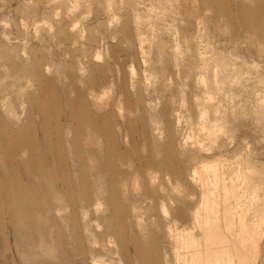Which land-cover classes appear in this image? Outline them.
Listing matches in <instances>:
<instances>
[{
	"label": "rangeland",
	"instance_id": "1",
	"mask_svg": "<svg viewBox=\"0 0 264 264\" xmlns=\"http://www.w3.org/2000/svg\"><path fill=\"white\" fill-rule=\"evenodd\" d=\"M0 127V264H264V0H0Z\"/></svg>",
	"mask_w": 264,
	"mask_h": 264
},
{
	"label": "bare ground",
	"instance_id": "2",
	"mask_svg": "<svg viewBox=\"0 0 264 264\" xmlns=\"http://www.w3.org/2000/svg\"><path fill=\"white\" fill-rule=\"evenodd\" d=\"M0 131L2 132V134H0V150L6 149L8 142H10L9 140L12 139L16 140L18 143L16 150L18 149L19 151L15 154H27L30 158L34 156V134L26 136V134H20L12 129H6L5 127H0ZM27 160L28 159H26V161ZM32 170L33 172L30 173L28 177L41 180L43 177L45 178L46 175L51 174L54 167L50 165L45 166L44 163L37 162L33 165ZM48 184L50 183L48 182ZM51 185L49 189H51ZM31 186L17 185V187L13 189L9 188L7 183L0 179V212L5 211L6 214L8 213V215H10L8 218H12L13 224L18 232H31L34 230L35 222L37 224L43 223V216L40 212H43L42 203L44 200V193L40 184ZM215 206H217V204ZM215 206H211V208L213 209ZM205 238L207 240L206 245L194 250L195 253L192 258L197 261L195 264H221L220 262L223 259L221 254L219 255L217 252L212 254L207 243L211 241L216 244L219 238L217 236L211 237L206 235ZM48 249H50V246ZM141 257L144 260L143 253Z\"/></svg>",
	"mask_w": 264,
	"mask_h": 264
}]
</instances>
